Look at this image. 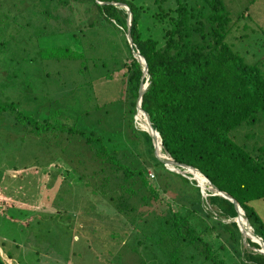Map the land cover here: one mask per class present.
<instances>
[{
    "label": "trees",
    "instance_id": "obj_1",
    "mask_svg": "<svg viewBox=\"0 0 264 264\" xmlns=\"http://www.w3.org/2000/svg\"><path fill=\"white\" fill-rule=\"evenodd\" d=\"M16 1L26 3V8H43V15L49 13L51 36L77 31L78 44L52 45L50 59L77 63L81 74L89 62L96 66L97 58L83 53L98 45L108 49V61L116 66L101 76L115 90L108 103L112 110L109 115L104 112V122L97 118L101 111L97 105L74 104L78 105L76 111L63 107L49 111L47 106L19 111L9 102L0 105V111H7L11 124L25 134L30 132L40 141L57 138L58 142L64 136L98 162L99 183L92 189L111 204L117 221L128 225L122 236H129L121 243L129 244L136 262L264 264L258 246L242 239L237 231L234 205L213 195L222 192L232 198L253 234L264 243V224L248 205L264 198V153L260 148L252 152L255 146L245 150L233 142V134L229 137L256 116L264 118V67L244 62L224 43L231 18L222 1ZM16 1L12 0L15 10ZM119 4L127 6L129 21ZM70 7L83 8L82 13L88 15L86 29L65 14ZM127 22L130 46L125 39ZM246 27L242 25L243 30ZM104 32L112 34L111 41L104 38ZM132 51L145 61V76ZM88 83L82 86L94 87L92 81ZM140 83L146 86L138 107L159 136L160 152L205 177L213 189L205 190L206 197L192 179L163 167L144 131L146 125L138 120L141 128L133 126ZM73 90L67 94L72 95ZM61 101L56 102L58 106ZM10 258L5 252L0 264H8Z\"/></svg>",
    "mask_w": 264,
    "mask_h": 264
},
{
    "label": "rangeland",
    "instance_id": "obj_2",
    "mask_svg": "<svg viewBox=\"0 0 264 264\" xmlns=\"http://www.w3.org/2000/svg\"><path fill=\"white\" fill-rule=\"evenodd\" d=\"M221 1L231 18L224 43L244 62L263 68L264 0ZM12 3L0 0V105L10 102L19 111L45 106L49 111L60 107L76 111L78 105L74 104L92 108L97 105L101 107L97 118L104 122V112L110 114L108 103L115 95L111 84L101 81L110 68H116L108 61V49L98 45L86 48L84 56L98 61H94L95 67L88 61L80 74L77 63L49 58L52 45L78 44L74 36L77 31L51 36L49 13L43 15V8L34 10L19 2L15 10ZM82 9L70 7L64 12L86 29L88 15ZM244 24L247 27L243 30ZM103 36L112 40L111 33L104 32ZM99 61H104L105 67ZM90 81L93 88L82 86L90 85ZM71 89L73 94H67ZM54 99L57 103L62 100L59 106L52 103ZM8 114L0 111L1 257L10 253L8 264H138L129 244L121 243L129 236H122L128 225L122 226L111 204L92 189L99 183L98 162L64 136L58 142L57 138L40 141L30 132L25 134L21 127L11 124ZM132 118L133 126L140 129L135 114ZM232 134L236 145L245 150L255 146L252 152L260 148L264 153L263 117L256 116L252 122L238 126L229 137ZM262 159L264 166V155ZM203 187L211 191L206 184ZM248 205L264 224V198Z\"/></svg>",
    "mask_w": 264,
    "mask_h": 264
},
{
    "label": "water",
    "instance_id": "obj_3",
    "mask_svg": "<svg viewBox=\"0 0 264 264\" xmlns=\"http://www.w3.org/2000/svg\"><path fill=\"white\" fill-rule=\"evenodd\" d=\"M119 5H122L126 9V12H127V21H129V19H130V12H129L127 6H125L124 4H119ZM128 28H129V22H127V29H126L125 39H126V42H127L128 46H130V39L128 37V32H129ZM131 54H132V57L136 61H138L139 63H141V65H142V75L145 76L146 75V65H145V61H143L142 58L136 52L132 51ZM145 86H146V84H144V83H140V85H139L138 95H137V98L135 99V103H134V108H135L134 114H136V113L142 114V117L144 119L145 125H147L144 131L151 138L152 146H153V151H154L156 157L159 159L160 162H162L163 167L167 171L172 172V173L177 174V175H180V176H182L184 178L186 177L188 179H192L195 182V185L200 189V194L202 196V191L205 190L206 188L203 187V186H200V184H198L191 175L190 176H186V174H189L190 171H192L194 173H197L199 175H201V174L198 173V171L196 169H194L193 167L186 166V165L183 166V165L176 164L168 156H165V155H163L160 152L161 143H160L159 136L151 128V126L148 124L146 116L143 114V112L138 107L139 99L141 97V93L145 89ZM186 169H188L190 171H187ZM201 177H203V176L201 175ZM203 179L205 180V182L207 184V188H210L208 186V183H207V180L205 179V177H203ZM210 190L212 191L213 189L210 188ZM214 195L221 196V197L229 200L234 205V208H235V211H236V216H235V219H234V223L237 226V231L239 232V234L242 237V239L243 238H246V239H248V241L254 242L258 246V248L256 249V251L257 252H260V253H262L264 255V243L259 239V237H257L256 235L253 234V232L251 231V228H250L251 226H249L248 222L246 221V218L243 215V212L241 211V209L237 205V203L232 198H230L227 194H225V193L218 192V193H214ZM244 230L249 231V233H250L251 237H253V239H251L249 236H247L246 233L244 232Z\"/></svg>",
    "mask_w": 264,
    "mask_h": 264
},
{
    "label": "bare ground",
    "instance_id": "obj_4",
    "mask_svg": "<svg viewBox=\"0 0 264 264\" xmlns=\"http://www.w3.org/2000/svg\"><path fill=\"white\" fill-rule=\"evenodd\" d=\"M136 120H137V123H138V120L140 121V122H142L144 125H145V122H144V119H143V117H142V114H140V113H136ZM147 126V125H146ZM146 126H145V128H146ZM145 128H144V130H145ZM184 170V169H183ZM187 171H190V170H188V169H186ZM189 176L191 175L194 179H195V181L198 183V184H200V186H204L205 184H206V182H205V180L203 179V177H201V175H199V174H197V173H194V172H192V171H190V173L188 174ZM244 232L246 233V235H248V236H250V238H251V235H250V233H249V231H247V230H244Z\"/></svg>",
    "mask_w": 264,
    "mask_h": 264
},
{
    "label": "built area",
    "instance_id": "obj_5",
    "mask_svg": "<svg viewBox=\"0 0 264 264\" xmlns=\"http://www.w3.org/2000/svg\"><path fill=\"white\" fill-rule=\"evenodd\" d=\"M203 192H204V190L202 191V197H206L207 193H203ZM213 195H214V193H213Z\"/></svg>",
    "mask_w": 264,
    "mask_h": 264
}]
</instances>
